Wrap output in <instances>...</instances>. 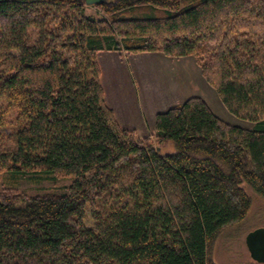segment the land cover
<instances>
[{"label": "trees", "instance_id": "1", "mask_svg": "<svg viewBox=\"0 0 264 264\" xmlns=\"http://www.w3.org/2000/svg\"><path fill=\"white\" fill-rule=\"evenodd\" d=\"M121 50L195 56L252 127L193 96L154 135L123 128L97 57ZM2 174L0 264H218L248 190L264 198V0H0ZM28 175L71 181L23 196Z\"/></svg>", "mask_w": 264, "mask_h": 264}, {"label": "crops", "instance_id": "2", "mask_svg": "<svg viewBox=\"0 0 264 264\" xmlns=\"http://www.w3.org/2000/svg\"><path fill=\"white\" fill-rule=\"evenodd\" d=\"M188 58L158 51L98 53L106 103L123 128L149 135L158 113L193 96L206 98L199 92L206 85L200 67Z\"/></svg>", "mask_w": 264, "mask_h": 264}, {"label": "rangeland", "instance_id": "3", "mask_svg": "<svg viewBox=\"0 0 264 264\" xmlns=\"http://www.w3.org/2000/svg\"><path fill=\"white\" fill-rule=\"evenodd\" d=\"M89 15L100 17L101 14L93 6H90L87 9ZM99 53V52H98ZM129 53H138V52H129ZM98 57V54H97ZM171 57V56H170ZM188 59L193 60L200 67L199 62L195 56L187 55ZM176 58V57H174ZM200 73L203 75V80H205V87L199 92L204 93L203 97L212 107V109L226 122L233 123L240 126L252 127L253 123H250L247 120L237 117L235 114L231 113L220 96L216 92L215 88L208 82L202 69L200 67ZM202 79V78H201ZM202 83V82H201ZM194 84H199V81H194ZM198 87V85H197ZM202 87V86H201ZM14 112H11L9 117L11 120L14 119ZM10 130V129H9ZM9 132V131H8ZM149 135L140 136H151L154 135L155 131L149 126L148 129ZM5 143L8 147L13 146L12 140L6 139ZM173 147L169 146L164 148V151H172ZM8 175V174H7ZM6 174H2L0 188L13 185L8 179H6ZM46 176L40 179H36L32 175L24 176L20 178V182L17 185L18 191L23 196H34L40 193H43L48 190L61 189L62 186L70 183L71 178ZM252 199V207L247 217L234 225L226 227L215 244L212 247L211 257L218 264H254V260L251 257V253L246 244L247 235L260 227H264V198L254 193L250 189L248 190ZM90 221V220H89ZM91 222V221H90Z\"/></svg>", "mask_w": 264, "mask_h": 264}, {"label": "water", "instance_id": "4", "mask_svg": "<svg viewBox=\"0 0 264 264\" xmlns=\"http://www.w3.org/2000/svg\"><path fill=\"white\" fill-rule=\"evenodd\" d=\"M105 0H85L86 4H100ZM246 244L251 257L258 263H264V227L251 231L246 237Z\"/></svg>", "mask_w": 264, "mask_h": 264}]
</instances>
